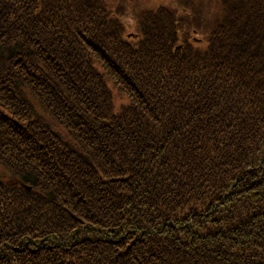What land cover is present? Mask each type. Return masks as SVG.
<instances>
[{
    "label": "trees",
    "instance_id": "obj_1",
    "mask_svg": "<svg viewBox=\"0 0 264 264\" xmlns=\"http://www.w3.org/2000/svg\"><path fill=\"white\" fill-rule=\"evenodd\" d=\"M154 1L0 0V264H264V0Z\"/></svg>",
    "mask_w": 264,
    "mask_h": 264
},
{
    "label": "rangeland",
    "instance_id": "obj_2",
    "mask_svg": "<svg viewBox=\"0 0 264 264\" xmlns=\"http://www.w3.org/2000/svg\"><path fill=\"white\" fill-rule=\"evenodd\" d=\"M141 1L142 5L145 6V8H141V6L136 2V0H106L107 4L112 6L113 14H115V17L117 18L119 23H122L126 26V31H132L133 26L135 25V22L137 21L138 14L144 9H153L155 8L157 2L154 0H139ZM211 5V9L213 10V2L210 1H201V9L200 12L203 14V16L210 18L209 7ZM195 37V36H194ZM111 87V86H110ZM32 100H36V98H33ZM40 111V108H38ZM2 142H6V140L2 139L0 137V147L4 148V145ZM22 173V168L20 163H16L15 158H9L8 156L5 157V154H0V185L4 188L5 186L8 187L9 190H2L5 196H10L11 198L6 200H13V203H17L18 201L25 202L27 201L28 197L30 196L29 193L30 189L29 187L21 188L15 185ZM15 190H17L15 192ZM3 198V196H0V199ZM30 198V197H29ZM12 204V203H11ZM10 208H12L10 206ZM11 264V263H6Z\"/></svg>",
    "mask_w": 264,
    "mask_h": 264
}]
</instances>
